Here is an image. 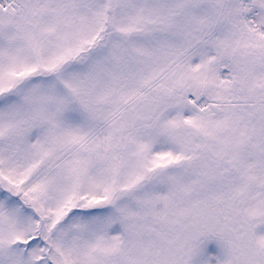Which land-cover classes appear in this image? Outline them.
I'll list each match as a JSON object with an SVG mask.
<instances>
[{
	"label": "snow or ice",
	"instance_id": "snow-or-ice-1",
	"mask_svg": "<svg viewBox=\"0 0 264 264\" xmlns=\"http://www.w3.org/2000/svg\"><path fill=\"white\" fill-rule=\"evenodd\" d=\"M0 264H264V0H0Z\"/></svg>",
	"mask_w": 264,
	"mask_h": 264
}]
</instances>
